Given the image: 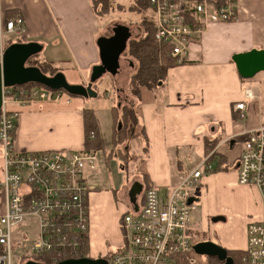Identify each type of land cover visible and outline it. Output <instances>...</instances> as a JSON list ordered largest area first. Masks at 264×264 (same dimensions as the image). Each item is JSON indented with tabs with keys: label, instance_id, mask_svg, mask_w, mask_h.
<instances>
[{
	"label": "crops",
	"instance_id": "0c3cea01",
	"mask_svg": "<svg viewBox=\"0 0 264 264\" xmlns=\"http://www.w3.org/2000/svg\"><path fill=\"white\" fill-rule=\"evenodd\" d=\"M128 1L131 3L125 6L113 0L127 10L135 0ZM234 7L235 19L207 27L199 40L185 49L182 63L168 68L162 85L143 87L140 99L131 94L142 131L134 140L142 156L134 152V157H128V178L119 186L108 182V186L89 187L90 257L118 249L123 239L121 215L126 207L136 211L141 206L144 181L164 195L173 189L179 175L197 169L202 175L192 199L193 233L211 230L200 241L210 240L228 251L245 253V225L261 214V194L255 186L238 184L236 169L247 133L264 126V71L244 79L232 56L253 48L264 49V0H236ZM10 11L23 20L20 37L3 32ZM148 11H152L150 6L137 13ZM100 18L91 0H0V60L10 42L36 41L42 50L32 58L51 63L69 83L83 84L91 67L99 62L96 39L100 36ZM48 49L53 51L46 54ZM246 89L251 98L244 95ZM62 92L65 96L59 101L7 105L18 114L13 132L17 151L85 150L83 109H92L97 123L99 119L86 98L75 100ZM237 102L244 103L243 111L235 109ZM144 145L146 154L142 152ZM190 162L198 165L191 166ZM0 171L3 173L1 153ZM136 183L141 184V190L133 199ZM125 192L127 203L122 202ZM199 207L196 221L194 211ZM218 215L226 220H211Z\"/></svg>",
	"mask_w": 264,
	"mask_h": 264
},
{
	"label": "built area",
	"instance_id": "2783aa9c",
	"mask_svg": "<svg viewBox=\"0 0 264 264\" xmlns=\"http://www.w3.org/2000/svg\"><path fill=\"white\" fill-rule=\"evenodd\" d=\"M235 1L224 0L216 7L214 0H148L154 15L155 39L169 45L171 56L180 61L185 49L198 41L207 27L235 19ZM3 32L20 37L22 18L6 20ZM16 87L3 88L0 110V264H12L15 242L28 240L24 234L14 236L26 220L33 225V236L21 264L38 261L44 255L54 261L65 259L78 244L79 234L88 231L86 173L97 170L98 152L17 151L13 132L18 114L7 105L59 101L64 93L36 85ZM244 95L252 97L247 89ZM235 109L243 111L244 103L237 102ZM240 117H245L243 112ZM236 170L238 184L255 186L261 194V214L245 225V261L264 264V126L247 133ZM201 175L199 169L179 175L173 189L164 195L154 186L144 188L141 206L136 211L125 208L121 215L120 246L100 257L109 264H201L193 250L191 219L194 189Z\"/></svg>",
	"mask_w": 264,
	"mask_h": 264
},
{
	"label": "water",
	"instance_id": "95a60500",
	"mask_svg": "<svg viewBox=\"0 0 264 264\" xmlns=\"http://www.w3.org/2000/svg\"><path fill=\"white\" fill-rule=\"evenodd\" d=\"M110 37L98 36L96 46L98 48L99 62L90 69L86 85L69 83L63 72L57 71L52 75L45 74L36 65H28L30 58L42 50V45L36 41L13 42L7 45L0 60V110L2 105L3 88L23 86L34 83L42 85L50 90L64 91L73 97L93 98L96 90L93 84L103 75L109 74L113 80L115 94L118 99L123 95L124 87L129 83L133 63L122 57L131 38L132 31L125 26L117 25L112 28ZM232 61L240 77L247 79L257 72L264 71V49H250L238 52L232 56ZM133 199L141 190V184L136 183L132 189ZM212 221H225L224 216H215ZM193 250L196 254L215 257L221 264H234L228 250L210 240L194 243ZM24 264H43L40 261L28 260ZM57 264H109L102 257H85L78 259H65Z\"/></svg>",
	"mask_w": 264,
	"mask_h": 264
},
{
	"label": "rangeland",
	"instance_id": "374dc122",
	"mask_svg": "<svg viewBox=\"0 0 264 264\" xmlns=\"http://www.w3.org/2000/svg\"><path fill=\"white\" fill-rule=\"evenodd\" d=\"M125 6H128L131 2L128 0H119ZM152 10V9H151ZM153 18V11H148L145 13H137V12H130L127 9H111L107 14L101 16L100 18V36L110 37L113 35L112 28L117 25H122L127 27L132 31L131 39H137L143 34V19L149 20ZM9 37V36H6ZM129 45V41L127 43ZM127 45V47H128ZM52 49H48L46 54L52 52ZM122 57L125 59L130 60L133 63V69L131 74L134 72L136 67V61L133 59L129 54H127V48L123 53ZM28 65H35V58H31L27 62ZM88 79L83 83L86 85ZM129 84V83H128ZM126 85L123 90V95L120 99L116 97L115 88L113 84V80L109 74H105L102 78L93 84V88L96 89L97 96L93 98H86L87 105L93 107L95 113L97 115L98 123L100 125V136L102 137V147L97 150V158L99 160L98 169L92 174H87V185L92 188L93 185L104 184L108 186L109 183H114L115 185H120L122 182L126 181L128 178V172L130 170V166L128 167V157H134V152L140 153V147H137L135 143V136L137 134H141V130L137 122L135 124L129 123L128 121L124 122V131L120 135V139L122 142L118 145L114 143L113 138L117 137L118 135L114 132L117 128V123L114 124L113 120L115 118L114 111L111 108L113 103L117 104L119 109L126 105L127 107H136L135 100L130 93V86ZM108 89V92L106 90ZM144 89V88H141ZM65 95H63L64 97ZM67 96V95H66ZM112 98V100L110 99ZM79 99V97L74 98ZM49 101V100H48ZM113 101V102H112ZM135 111L136 108H134ZM114 117V118H113ZM129 138V140H128ZM115 145V146H114ZM142 156V153H140ZM191 166L195 165L196 163L190 162ZM198 165V164H196ZM3 178V173L0 171V180ZM128 197L127 192H125L123 196L124 203H127ZM1 202V199H0ZM200 207L197 211H194V216H200ZM197 221L196 219H194ZM199 220V217H198ZM33 225L31 222L26 220L22 225L19 227V231L15 230L14 236L15 238L20 237L21 234L27 236L28 240L26 242L19 243L15 242L14 245V252H13V260L12 264H21V260L23 259V255L25 250L28 248L30 243V239L33 236ZM210 232H194L192 234V242L195 243L197 241L203 240L204 238L209 235ZM89 254V250H88ZM240 256V255H238ZM90 257V256H89ZM100 257V256H99ZM96 258V257H94ZM197 258L201 264L207 263V257L197 254ZM209 264H215L213 259L208 261ZM235 264H246L245 261H240L239 257L236 256Z\"/></svg>",
	"mask_w": 264,
	"mask_h": 264
},
{
	"label": "trees",
	"instance_id": "16d2710c",
	"mask_svg": "<svg viewBox=\"0 0 264 264\" xmlns=\"http://www.w3.org/2000/svg\"><path fill=\"white\" fill-rule=\"evenodd\" d=\"M223 2L224 0H214V4L216 7L223 4ZM91 6L94 13L98 16L107 14L113 8L123 9L121 5L115 4L113 0H91ZM148 8V0H135L134 4L128 7V11L142 12ZM18 16L20 15L11 11L7 14V18L10 19ZM187 17L189 16L187 15ZM187 21L191 22V19L187 18ZM170 51L171 47L169 45L156 41L153 21L150 19H143V34L137 39L129 40V45L127 47V54H129L136 61L135 70L130 75L128 84L131 88L130 93L132 95L140 99L141 88L145 87L151 89L153 87H156L157 85H162V82L165 80V77L167 75L168 68L182 63L181 60H178V57L171 56ZM35 65L38 66L42 72L48 75H52L59 71L58 68L53 67L51 63L44 60L39 61L35 59ZM32 85L48 89L42 85L34 83H30L24 86ZM134 108L124 105L123 107H121V109H119L117 104H114V106L112 107V110L115 114V118L113 117V123H117V128L114 130V132L118 135L117 137L113 138L115 145H118L122 142V139H120L119 137L122 134V131H124V122L128 121L132 124H135L137 122L136 111L134 110ZM82 112L84 127V149L97 151L102 147L103 140L100 136L99 126L94 115V111L92 109L85 108ZM143 138L146 142L145 137ZM146 151L147 148L146 145H144L142 148L143 154H146ZM144 183V188L152 186L147 180L144 181ZM85 204L87 205V201L85 202ZM88 250V231L85 230L79 234L78 244L72 249L70 255H68L65 259L89 257ZM228 255L232 257L234 264L236 262V256L239 257L240 261H245V253L243 252L228 251ZM65 259H58L57 261H54L50 256L44 255L39 257L37 260L42 262L43 264H57ZM211 259L215 261V264H221L215 257H207L206 264H209L208 261Z\"/></svg>",
	"mask_w": 264,
	"mask_h": 264
},
{
	"label": "flooded vegetation",
	"instance_id": "af4514ba",
	"mask_svg": "<svg viewBox=\"0 0 264 264\" xmlns=\"http://www.w3.org/2000/svg\"><path fill=\"white\" fill-rule=\"evenodd\" d=\"M127 208V207H126Z\"/></svg>",
	"mask_w": 264,
	"mask_h": 264
}]
</instances>
